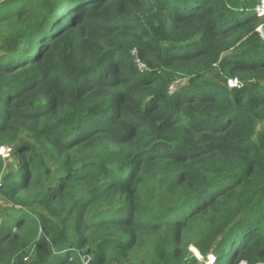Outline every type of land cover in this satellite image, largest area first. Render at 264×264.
<instances>
[{
	"label": "trees",
	"instance_id": "1",
	"mask_svg": "<svg viewBox=\"0 0 264 264\" xmlns=\"http://www.w3.org/2000/svg\"><path fill=\"white\" fill-rule=\"evenodd\" d=\"M263 1L0 0V264H264Z\"/></svg>",
	"mask_w": 264,
	"mask_h": 264
},
{
	"label": "rangeland",
	"instance_id": "2",
	"mask_svg": "<svg viewBox=\"0 0 264 264\" xmlns=\"http://www.w3.org/2000/svg\"><path fill=\"white\" fill-rule=\"evenodd\" d=\"M261 14L262 13H264V9H261V12H260ZM260 31H262L261 29H260ZM229 84L230 85H235L236 84V82L235 81H229ZM175 85V87H176V84H174ZM0 154H1V156L3 157V158H9L8 156H9V154H10V148L9 147H7V146H3V147H1L0 148ZM12 160H10V163L12 164ZM191 249H193L192 247H191ZM195 250V249H194ZM195 254L196 255H198V251L197 250H195ZM198 257H200V255H198Z\"/></svg>",
	"mask_w": 264,
	"mask_h": 264
},
{
	"label": "clouds",
	"instance_id": "3",
	"mask_svg": "<svg viewBox=\"0 0 264 264\" xmlns=\"http://www.w3.org/2000/svg\"><path fill=\"white\" fill-rule=\"evenodd\" d=\"M261 9H264V1H263V3L261 4V7L259 8L260 12H261Z\"/></svg>",
	"mask_w": 264,
	"mask_h": 264
},
{
	"label": "built area",
	"instance_id": "4",
	"mask_svg": "<svg viewBox=\"0 0 264 264\" xmlns=\"http://www.w3.org/2000/svg\"><path fill=\"white\" fill-rule=\"evenodd\" d=\"M140 66H141L140 68H142V67H143V65H142V64H141ZM87 262H88V260H86V261H85V264H86Z\"/></svg>",
	"mask_w": 264,
	"mask_h": 264
},
{
	"label": "bare ground",
	"instance_id": "5",
	"mask_svg": "<svg viewBox=\"0 0 264 264\" xmlns=\"http://www.w3.org/2000/svg\"><path fill=\"white\" fill-rule=\"evenodd\" d=\"M195 251V250H194ZM198 255H199V253H198Z\"/></svg>",
	"mask_w": 264,
	"mask_h": 264
}]
</instances>
